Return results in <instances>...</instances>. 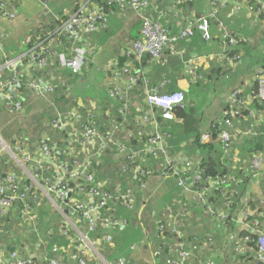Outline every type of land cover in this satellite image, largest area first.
I'll return each instance as SVG.
<instances>
[{
    "label": "crops",
    "instance_id": "0c3cea01",
    "mask_svg": "<svg viewBox=\"0 0 264 264\" xmlns=\"http://www.w3.org/2000/svg\"><path fill=\"white\" fill-rule=\"evenodd\" d=\"M80 2V0H10V9L15 12L16 17L13 19L0 14V57L21 59L33 38H37L36 35H41V32L46 35L44 42L46 40L48 43L53 42L59 51L65 49V45L57 42V38L60 37L56 35L57 30L52 27H58L60 18L71 13ZM212 2L148 0V7L143 12L161 21L175 36H179L187 24L195 22L197 17H210L212 31L210 40L205 39L202 32L196 30L191 37L176 42L175 53L168 52L161 58L150 59L138 65L147 79L148 89L151 86H158L164 92L183 90L186 93L185 103L178 105L176 115L173 114V118L170 119L178 124L174 136L170 135L169 143L174 145L177 152L172 156L180 164L189 159L196 165L195 162H198L201 156L205 157L208 154V150L204 148L200 152L191 150L194 147V137L200 136L203 140V137L210 133L211 126L223 120L229 106V96L234 91L240 90L241 96L250 101L249 107L252 108L257 71L264 63V10L259 11L261 5L251 0L227 1L220 5L218 15L212 17ZM235 5L241 6L239 12H236ZM139 22H142V19L134 8L114 7L109 14L108 27L86 35L82 40L87 58L83 74H73L70 77L71 71L59 68L54 57H50L48 69L42 70L43 72L39 74L38 71H31L30 62L25 64L27 63L24 62L25 59L16 62L18 69L16 72L0 69V77H5L7 83L13 81L21 83L22 78H19L21 73L24 76H31L30 72L34 73L32 81L35 83V86L31 87L28 84L29 80H25L30 90L24 95L21 94L20 99L24 103L22 111H9L0 103V134L5 141L11 143L17 137L25 136L36 156L40 155L38 144L44 137L50 138L57 147L60 144V134L58 130L52 128L50 121L57 113L67 112L74 106L82 107L84 113L87 108L95 106L97 125L105 129L109 122L106 110L109 109L115 114V110L110 107L112 101L109 91L112 87L125 88L127 85V78L123 76L117 78L114 72L122 67L123 63H137L135 59L127 56L126 50L133 42L130 35ZM220 22H223L237 39L235 47H231L223 37ZM66 51L68 55H72L70 50ZM125 56L128 60L121 63V58ZM58 70L62 73L57 74ZM145 86V82H142L135 89L133 96L130 92L133 109L139 99L145 96ZM56 88L61 89L63 94L55 96ZM18 96L20 97L19 94ZM182 107L186 108L184 110L188 113L187 118L178 115V110ZM261 111L263 110L259 112ZM239 117L234 121V132L239 136L228 151L222 146L221 141L219 144L212 141L218 152V160L236 168L238 177L243 180L237 188L234 207L230 210L234 218L231 229H225L219 223L218 216L207 213L203 204H200L193 194L184 191L178 177L152 175L148 187V194L151 196L141 197L145 202L147 199L150 201L151 217L147 218L144 213L141 216L144 220L141 219L140 225L137 223L129 228L111 230L109 233L114 237L115 247L105 255L107 260L113 261L120 256H126L128 264H156V261L158 264L166 263L167 254H161L164 251L161 246L166 241L160 239L161 236L158 234L160 222L156 221L155 215L159 221H165L169 211L167 209L172 207V218L179 217L183 222L182 226L174 228L175 230L181 228L183 235L180 239L185 240L193 252L190 264H208L210 261H214L215 264L237 262L228 250L233 246L229 237L230 230L240 231L242 224L237 220L243 219L245 215L251 214L250 218H257L256 213L263 206L261 200L264 201V162L256 175L251 172L256 155L264 156V115L260 121L248 114ZM246 131L253 133L244 134ZM63 135L64 133L61 137ZM140 147L142 144L134 146ZM1 161L0 174L14 169L15 164L8 154L0 158ZM45 163L48 165L47 160ZM152 164L160 165L155 160ZM41 174L48 179L53 175L47 170L41 171ZM40 193L42 201L38 208L40 216L38 230L41 239L50 243L51 247L38 250L36 247L38 235L33 232L32 227L23 228L17 221L16 214L12 212L6 218L0 217L2 229L0 264L11 258L14 251L23 256L43 253L48 257H55L57 254L52 250L54 242L65 247L60 254L63 259H67L69 264H77L75 260H71V254L75 249L70 246L69 238L61 234L63 215L58 206L49 199L55 196L47 195L43 191ZM222 200L219 198L218 202L214 201L218 206V213L223 210ZM184 213L187 215L184 216ZM150 230H153V233L148 235L147 231ZM176 239L172 234V243L166 242L164 246L172 245L174 248L177 244ZM8 245L14 247V250L10 251ZM240 263L239 261L238 264Z\"/></svg>",
    "mask_w": 264,
    "mask_h": 264
},
{
    "label": "built area",
    "instance_id": "2783aa9c",
    "mask_svg": "<svg viewBox=\"0 0 264 264\" xmlns=\"http://www.w3.org/2000/svg\"><path fill=\"white\" fill-rule=\"evenodd\" d=\"M10 0H0V14L10 18H15V12H12L9 6ZM82 1L74 14H70L67 19L62 21L61 27L57 30L60 34L57 42L64 45L69 43L65 49L59 51L54 47L53 42L48 43L42 40L29 47L21 59L12 60L0 57V69H8L18 71L17 61L26 58L30 59L31 71L46 70L50 63V57L57 59L58 66L61 69H68L74 75L79 74L83 67L87 64L86 49L82 44V40L86 35L96 33L106 29L109 24L108 14L104 7L95 0ZM119 8H134L142 19L141 34L142 38L133 41L126 50L127 56L134 55L136 61H141L146 55H151V59L163 57L166 53L176 52V42L186 39L194 35L196 30L202 32L205 39L212 38L210 27V17L199 16L195 22L187 24L186 28L179 33V36L172 35L171 31L165 27L161 21L153 19L149 14L143 13L148 7V0H114ZM213 9L212 17L219 13L221 4L233 0H212ZM261 5L264 10V0H251ZM236 12L241 10L240 5H235ZM221 33L231 47H235L237 39L228 30L227 26L220 22ZM66 50H70L72 55H68ZM125 55V54H124ZM0 70V73H1ZM20 72V71H19ZM31 76L21 77L28 79L31 87L35 86L33 74ZM62 73L58 70L57 74ZM56 74V75H57ZM115 77H126L127 85L125 88L112 87L109 91V97L112 101L110 107L115 110L113 114L109 109L106 110L108 119L107 128L101 129L95 120V106L87 108L86 113L82 111V107H72L67 112H59L50 121L51 126L64 135L60 136V144L56 147L47 140L48 137L42 138L38 144L40 155H34L28 143V138L17 137L15 141L6 143L0 134V158L8 154L14 167L19 171L7 170L0 174V217L6 218L12 212L16 214L17 221L23 228L32 227L38 235L36 247L38 250L48 249L50 243L41 239L38 230L40 216L38 208L41 205L42 195L44 192L52 194L55 198H49L55 206H58L60 213L63 215L60 226L61 234L68 237L70 246L75 249L71 254V260H75L77 264H128L126 256H120L113 261L106 259L103 251H111L115 247V240L109 232L113 229H125L127 221L124 218H116L113 216V207L109 204L117 199L127 207L135 205V191L129 189L125 193L117 191L115 194L105 189V183L97 182V170L99 168V159L110 150L116 153L118 158H128L134 162V173L137 176H152L154 170L145 169L143 164L151 161L153 158L162 166L163 176H176L180 180L183 190L193 194L203 204L207 213L218 216L219 223L225 228L230 229L234 218L230 212V203L232 198L223 195V208L225 212L218 213L216 203L209 200L207 188L204 186H194L193 182L202 180L201 170L192 163L191 160L180 164L178 160L172 157V145L164 142V135L160 131L157 116L172 119L174 108L185 103L186 93L183 90L174 92H164L158 86H145L146 92L143 98H140L135 109L132 107L133 93L140 83H147L142 71L136 63H125L122 67L114 72ZM258 84L257 97L264 101V63L258 69L256 75ZM20 83L15 81L7 83L6 80L0 81V97L4 100L5 107L9 111H22L24 103L17 94V86ZM240 90L234 91L229 96V106L225 111L223 120L220 122L221 128L218 130L219 140L222 146L228 151L238 139V133L234 132V121L244 115V111H248V115L254 116L261 120L264 115L263 111L259 112L249 107L250 101L239 97ZM17 94V96H16ZM136 116V122L143 125H150V136L145 146L134 148L126 141L119 137L121 130V122L119 118L126 121L128 118ZM252 131H246L244 134H251ZM212 132L203 137L204 141H210ZM131 138L136 137L134 131H128ZM8 145H6V144ZM10 149V151H8ZM148 157L150 158L149 160ZM45 160H52V163H45ZM264 162V156L258 154L253 159L251 172L256 175L261 169ZM124 170L129 168V163L122 165ZM47 170L53 173L51 179L45 178L41 171ZM192 174H191V173ZM186 174L191 178L188 180ZM218 182H230L225 175L218 179ZM74 185L73 190H68L69 184ZM86 183L85 185H83ZM89 183V190L85 191V187ZM231 183V182H230ZM41 188V190L39 189ZM69 191L71 192L68 197ZM88 192V193H86ZM226 200V201H225ZM263 206L256 213L257 218H250L251 214L245 215L243 219L237 222L242 224L240 231H231L229 237L233 246L229 247L231 257L239 261L240 264H264V201L261 200ZM172 207L167 209V222L157 221L158 234L165 239L164 230L173 227L172 232L177 244L174 248L172 245L162 251V255L167 254V261L171 264H190L193 252L188 243L180 239L183 235L181 228L175 230L174 227L183 225L182 220L172 218ZM144 215V213H142ZM187 215L186 213L183 214ZM263 217V221H262ZM105 229L106 233L100 237L96 235L99 229ZM2 232V229H0ZM60 233V231H59ZM53 235V232H51ZM256 235V236H255ZM228 243V241H227ZM254 244L252 257L248 261L240 260L239 256L247 254L250 251V245ZM52 250L57 255L48 257L43 253H35L23 256L20 253L13 252L11 258L5 260L4 264H69L67 259L61 257V253L65 247L58 243H52ZM168 250V253L165 251ZM243 261V262H242ZM208 264H215L210 261Z\"/></svg>",
    "mask_w": 264,
    "mask_h": 264
},
{
    "label": "trees",
    "instance_id": "16d2710c",
    "mask_svg": "<svg viewBox=\"0 0 264 264\" xmlns=\"http://www.w3.org/2000/svg\"><path fill=\"white\" fill-rule=\"evenodd\" d=\"M97 3H100L104 9L105 12L108 14V18H109V14L111 12V10L114 7H118L115 3L114 0H95ZM212 1V0H211ZM67 18V17H66ZM141 28H142V22H139L138 24H136L134 26V31L132 32V34L130 35V38L132 39L131 41H136L142 38V34H141ZM233 33V32H232ZM37 38H33V41L29 44V47L33 46L35 43H38L40 41H42L43 39L46 38V35L44 32H41V35L37 36ZM69 43L65 42L64 45L67 46ZM134 55H130V59H134L133 58ZM152 57L151 55H146L145 57H143L141 59V61H136L137 65L144 64L146 63L148 60H150ZM128 60V57L125 56L123 58H121V63L125 62ZM24 62H27L25 64H28L30 62V59H25ZM24 64V65H25ZM124 64V63H123ZM122 64V66H123ZM59 65V64H58ZM59 67V66H58ZM139 68V67H138ZM48 69V68H47ZM46 69V70H47ZM43 71H38V74L41 73ZM83 74V69L82 71L77 74L80 75ZM73 75V73L71 72V74H69V76L71 77ZM8 77V74H7ZM1 80H6L5 77L1 76L0 77V81ZM27 81H25V79L23 78L19 87H17V94L20 95V97L18 96L17 98H22L21 94L24 95L28 92V90H30L29 85L26 83ZM141 84V83H140ZM145 85H147V83H145ZM65 88H70V86H63ZM142 88L144 90V85H142ZM258 93V84L256 81V85L254 87V102L253 105L251 104V107L257 111L263 110L264 109V101L261 100L260 98H258L256 95ZM16 94V96H17ZM63 91L61 89H57L54 92V95H62ZM239 97L242 99L243 96H241V93L239 94ZM0 103L1 105H4V100L0 97ZM230 104V103H229ZM262 105V106H259ZM0 105V106H1ZM178 107V106H177ZM174 108L173 113L176 115V108ZM184 107L180 108L179 111L178 110V115L180 117L183 118H187L188 117V113L187 111H185ZM248 111L245 110L244 114H247ZM137 116V115H136ZM136 116L134 115V117L128 118L126 121H123L122 118H119V121L121 122V130L119 132V137L121 139H123L124 141H126L130 146L134 147L137 145L142 144V146H145L148 142V137L150 136V130L152 129V127L150 125H143L141 123H137L136 122ZM157 120L159 122V126H160V131L162 133V135H164V142L167 145H170L169 143V138L170 135L174 136L175 132L177 131L178 128V124L173 123V120L164 118L161 115L157 116ZM54 130H57V128L52 127ZM107 127H105L106 129ZM221 128V124L220 123H214L211 126V132L212 134L210 135V141H203L201 139L200 136L194 137L193 140V144L194 147H192L191 150L200 152L202 148L207 149L208 150V154L205 157H200L198 162H195L197 167L201 170V176H202V180L200 182H194V181H190L193 182L194 186H204L205 188H207V192H208V196H209V200L212 202H218L219 198H222L224 194H226L227 196L232 198V201L230 203V208L234 207V197L237 193V188L239 187V185L243 182V180L241 179V177H238L237 173L235 170H237L236 168H234L232 165H227V164H223L221 161L218 160V152L216 150L215 147V143L212 141L217 142L218 144L220 143L219 140V133L218 130ZM104 129V130H105ZM128 131H134L137 135L135 138H131L128 135ZM60 136H61V132H59ZM52 140H47V142H49L50 144L54 145V142H51ZM41 142V140H40ZM39 142V143H40ZM175 151V147L174 145H172V155H174ZM186 155H189V153H186ZM6 155H3L1 158L5 157ZM173 157V156H172ZM175 158V157H173ZM150 158L148 157L147 160H149ZM151 161L145 162L143 164V167L145 169L147 168H151L154 170V175H160L162 177H166L162 175V166L161 165H153L152 161H154L153 158H151ZM189 160V159H188ZM47 162L52 163V160H47ZM126 162L129 163V168L124 170V167L122 169V165H124ZM2 163V161L0 162V164ZM15 171H19V168L14 167ZM191 173V172H190ZM192 174V173H191ZM227 176L228 180L231 182H227V183H221L218 182V179L223 177V176ZM152 176H137L136 173H134V162H132L131 160H129L128 158H118L116 153L110 150L105 151V153L101 156V158L99 159V168L97 170V182L101 183L104 182L105 183V189L109 192L112 193H116L117 191L121 192V193H125L127 192L129 189L135 191V205L134 207L130 208L125 206L123 203H121V201L114 199L109 206L113 207V211L112 214L114 217L116 218H124L127 221V225L125 228H129L131 225H136L137 223L141 222V219L144 220L141 216L142 213H146V217H151V214L149 213V210L151 208V204L150 201L147 199L146 202L142 200V196L145 195L147 196H151L148 194V187L150 185V179ZM186 178L189 180L191 178L190 175L186 174ZM86 183H84L83 185H85ZM74 185L72 183L69 184L68 186V190H73ZM89 183H87L86 187H85V191L89 190ZM70 192V191H69ZM71 193V192H70ZM88 193V192H86ZM226 201V200H225ZM214 202V203H215ZM222 203H224V200H222ZM224 209L222 212H225L226 208H222ZM152 211V210H151ZM155 219L156 221H158L157 216L155 215ZM168 219H166L163 222H167ZM146 222V221H144ZM231 229V227H230ZM153 231V230H152ZM151 232V230H150ZM106 233L105 229H99L96 232V235H98L99 237L103 234ZM156 233V231H155ZM157 234V233H156ZM172 227L170 229H166L164 230V235H165V241L168 243H172ZM256 236V235H255ZM163 244V246H161L162 248L167 249V246H164L165 243ZM253 244V243H252ZM250 251L247 254H243L239 256L240 260H244V261H248L251 259V255L253 253V250L255 249L254 244L251 246L250 245ZM109 251H103L102 253L104 255H106ZM165 253H168V250L165 251ZM251 256V257H250ZM243 262V261H242ZM158 264V263H156ZM159 264H171V263H159ZM234 264H238V263H234Z\"/></svg>",
    "mask_w": 264,
    "mask_h": 264
},
{
    "label": "rangeland",
    "instance_id": "374dc122",
    "mask_svg": "<svg viewBox=\"0 0 264 264\" xmlns=\"http://www.w3.org/2000/svg\"><path fill=\"white\" fill-rule=\"evenodd\" d=\"M82 2V1H81ZM81 2L79 3V5L81 4ZM79 5H78V7H79ZM77 7V8H78ZM76 8V9H77ZM76 9H73V11L71 12V13H69V14H67V15H64V16H62L63 18H62V21H64L65 19H67L68 18V16L70 15V14H74V12H75V10ZM67 17V18H66ZM62 21L61 20H59L58 21V23H59V25H58V27H55V26H53L52 28H55L56 30H58L60 27H61V25H62ZM60 33L58 32V31H56V35H59ZM2 136V135H1ZM2 138L4 139V137L2 136ZM4 141H5V139H4ZM6 143H8V145H9V142H7L6 141ZM5 143V144H6ZM7 145V144H6ZM7 145V146H8ZM8 151H10V149L8 150ZM61 219V216H59V219L58 220H60ZM166 230V229H165ZM153 233V231L151 230V232L150 231H147V234L149 235V234H152ZM159 238V237H158ZM160 239H162L161 237H160ZM163 240V239H162ZM163 250H165V248H162ZM168 262V261H167ZM156 263H157V261H156Z\"/></svg>",
    "mask_w": 264,
    "mask_h": 264
},
{
    "label": "water",
    "instance_id": "95a60500",
    "mask_svg": "<svg viewBox=\"0 0 264 264\" xmlns=\"http://www.w3.org/2000/svg\"><path fill=\"white\" fill-rule=\"evenodd\" d=\"M13 76H14V74H13ZM70 192L68 193V197L70 196ZM8 247V249L10 250V251H13L14 250V247H12L11 245H8L7 246Z\"/></svg>",
    "mask_w": 264,
    "mask_h": 264
}]
</instances>
